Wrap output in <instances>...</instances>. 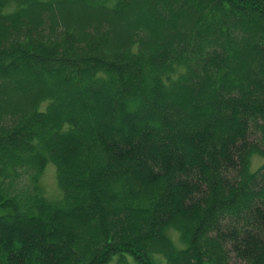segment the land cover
Here are the masks:
<instances>
[{"label":"trees","instance_id":"16d2710c","mask_svg":"<svg viewBox=\"0 0 264 264\" xmlns=\"http://www.w3.org/2000/svg\"><path fill=\"white\" fill-rule=\"evenodd\" d=\"M29 88L0 264H264V0H0V89Z\"/></svg>","mask_w":264,"mask_h":264},{"label":"rangeland","instance_id":"374dc122","mask_svg":"<svg viewBox=\"0 0 264 264\" xmlns=\"http://www.w3.org/2000/svg\"><path fill=\"white\" fill-rule=\"evenodd\" d=\"M61 13L64 15L65 14L69 15L70 18H75L78 22L82 21L83 19V17L75 13V11L67 12L65 10V12H63L61 10ZM127 22H128V18H126L125 20H122L121 22H116L113 26V29L114 30L116 29L118 31L122 29L123 27H125ZM30 89L31 88H29L27 92L18 91V90H14L12 92H6L0 89V105L2 106V108L6 107L7 105L13 106V107H19L20 104L23 105L27 103L31 97L29 95L31 93L29 92ZM44 103H45L44 101L41 103V107H43ZM262 160L263 158L261 155H258L257 153H253L249 158L250 169L252 170L256 169L261 164ZM40 182L43 186L44 195L47 198L53 200L61 196L62 192L57 183L56 168L52 161H48L45 167L43 168L42 174L40 175ZM168 233L172 236V238H174L175 243L177 245L182 244L174 229H171V228L168 229ZM109 264H112V262Z\"/></svg>","mask_w":264,"mask_h":264}]
</instances>
